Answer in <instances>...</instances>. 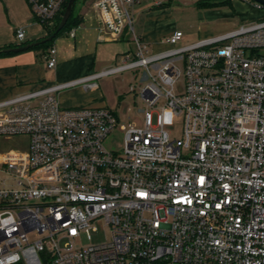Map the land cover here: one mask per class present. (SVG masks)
<instances>
[{
	"label": "built area",
	"instance_id": "1",
	"mask_svg": "<svg viewBox=\"0 0 264 264\" xmlns=\"http://www.w3.org/2000/svg\"><path fill=\"white\" fill-rule=\"evenodd\" d=\"M23 1L45 26L68 3ZM245 1L261 20L181 48L173 47L183 38L175 31L164 40L172 48L154 54L133 32L136 0L91 2L98 40L129 36L135 55L0 103V138H27L26 152L0 154V172L12 181L0 188V264H43L42 257L50 264H264V6ZM24 38L17 28L16 41ZM55 54L48 51V68ZM135 68L147 80L144 125H121L122 148L114 152L104 145L118 124L110 110L64 108L56 93L94 89L100 78ZM181 77L183 92L174 94ZM149 109L159 111L154 125ZM167 110L182 117L181 138L164 130ZM98 220L109 239L80 245Z\"/></svg>",
	"mask_w": 264,
	"mask_h": 264
},
{
	"label": "rangeland",
	"instance_id": "2",
	"mask_svg": "<svg viewBox=\"0 0 264 264\" xmlns=\"http://www.w3.org/2000/svg\"><path fill=\"white\" fill-rule=\"evenodd\" d=\"M137 3L132 8L133 14V30L136 36L141 34L142 30L148 27L145 23L147 12L151 9H156L154 3L156 0H136ZM224 0H167L161 9H166L163 16L162 23L158 24L164 26L167 30H176L183 34L185 38L197 39L201 30H217L225 27L226 25L245 24L248 22H257L261 20L263 13L257 10L253 5L245 0H232L231 6L220 5ZM91 7L89 0H76L74 5V15L79 11L82 4ZM158 9V8H157ZM53 21L50 26H44L45 29L52 28ZM207 24L205 29L200 27ZM157 26L158 29H160ZM43 27V26H42ZM156 27V26H155ZM156 29V28H155ZM63 35L55 38L51 43H48L46 48H39L33 50L32 55L36 61L46 63L45 50L54 49L55 59L59 60V65L62 66L60 71L66 75L74 68L73 64L67 63L71 60L69 52L66 50L63 43L65 41ZM130 46V54L135 53V47L132 42H99L96 47L94 55L91 57L94 65L93 71L100 73L109 67H116L120 63L117 60L113 61L115 53L124 51L126 53ZM172 47V46H171ZM180 47V44L173 46ZM170 48V47H169ZM135 55V54H134ZM86 63V62H85ZM58 65V66H59ZM176 66L181 69V63L178 62ZM57 76L47 75L46 81H56ZM147 83L145 72L143 68H135L123 70L121 72L104 76L96 81L98 93L104 99V102L110 112L115 116L118 121L117 126L111 131L108 138L105 140L104 145L107 149L120 152L122 148L123 131L121 125L128 123L135 124L136 127H143V115L146 109V103L140 96V91ZM76 87V86H75ZM82 87V85H77ZM130 87H134V92H130ZM174 94H181L183 92V79L182 77L172 87ZM163 102L159 103V107ZM152 112L151 121L155 124L157 109H149ZM164 130L168 133L171 140L181 138L183 119L180 116L172 114L167 110L164 116ZM26 138L15 137L0 142V154L9 153L18 149L25 148ZM12 187V181L7 174L0 172V188ZM96 231L91 232V238L88 240L84 235L80 237L79 243L83 246H90L101 244L107 241L110 237L109 229L102 220H98L93 224ZM33 239V238H32Z\"/></svg>",
	"mask_w": 264,
	"mask_h": 264
},
{
	"label": "crops",
	"instance_id": "3",
	"mask_svg": "<svg viewBox=\"0 0 264 264\" xmlns=\"http://www.w3.org/2000/svg\"><path fill=\"white\" fill-rule=\"evenodd\" d=\"M166 1L167 0L162 1L161 6L157 7L158 9L154 4L156 9L149 10L146 15L145 23L148 27L143 29L139 36L134 34L140 42L147 47L149 54L164 52L172 48L170 45L165 43L164 40L176 30H167L164 26L161 27L158 25L162 23V20L165 17L163 15L165 14L166 9H161V7L165 5L164 2ZM74 16L79 22L69 31L62 34L63 37L67 38L65 39L63 46H65L71 58V60L67 63L74 65L72 71L64 75L60 71L62 66L59 65V60L56 61L55 67L48 68L47 53L49 50L45 52L46 63L36 61L31 52L33 50L17 52L10 55H0V103L17 95L36 91L53 85L77 81L84 77L93 75L95 74V71H93L95 67L92 63V60L94 59H91V57L94 55L99 42H122L125 39L130 42L129 36H125L120 41H99L98 37L101 26L98 16L92 7L87 6V4L85 5V3L82 4L81 8ZM157 26H160V29H158ZM239 26H237V24L230 23V25H226L225 27L217 30H201L197 39L185 38L183 36V38L175 46L180 44L179 48H181L193 45L201 40L233 31ZM206 27L207 24H203L200 28L205 29ZM17 28H23L25 32L23 42H27L29 44L37 42L47 35L46 29L33 20L23 0H0V51L10 47H17L19 44L15 39V30ZM71 30H74L75 33L73 38L68 36V33ZM128 47L129 48L126 52H130V46L128 45ZM123 52L124 51L115 53L113 61L116 62L118 60L120 63L122 56L125 54ZM52 74L57 76L56 81H46V76ZM97 87L94 89H84L83 86H76L60 90L56 93V95L59 104L64 108H107L104 99L98 93ZM7 139L11 138H4V140ZM1 140L2 138H0V142ZM26 150L27 138L25 148L18 149V151L26 152Z\"/></svg>",
	"mask_w": 264,
	"mask_h": 264
},
{
	"label": "trees",
	"instance_id": "4",
	"mask_svg": "<svg viewBox=\"0 0 264 264\" xmlns=\"http://www.w3.org/2000/svg\"><path fill=\"white\" fill-rule=\"evenodd\" d=\"M89 1L92 2V1H94V0H89ZM231 1H232V0H224L220 5H228V6H231ZM75 3H76V0H75ZM75 3H74V5H75ZM73 9H74V7H73ZM62 15H63V13H61V16H59V17L56 19V22L53 24L52 28H50V29H49V28L46 29V31H47V35H46V37H48L49 35H51V34L55 31V29L57 28V26H58V24H59V22H60V20H61ZM78 22H79V21H78V19L74 16V13H73V10H72V13H71L69 19L67 20L65 26L59 31V33L56 35L55 38H57L58 36L64 34L66 31H69V30H70L74 25H76ZM41 26H43V28H44L45 25H41ZM44 29H45V28H44ZM46 37H44V38H46ZM44 38H43V39H44ZM55 38H54V39H55ZM54 39H53V40H54ZM40 40H42V39H40ZM40 40H39V41H40ZM53 40H51L50 42H46V43H44V44H39V45H37V46H33V47H31V48H29V49H27V50H25V51L34 50V49H39V48H43V47L46 48L47 45H48V43H51ZM27 44H29V43H27V42H22V43H19V44L17 45V47H19V46H23V45H27ZM10 48H12V47H10ZM46 51H48V50L46 49L45 52H46ZM10 54H13V53H12V52H10V53H0V55H10ZM42 261H43V264H50V262L47 261L44 257H42Z\"/></svg>",
	"mask_w": 264,
	"mask_h": 264
},
{
	"label": "water",
	"instance_id": "5",
	"mask_svg": "<svg viewBox=\"0 0 264 264\" xmlns=\"http://www.w3.org/2000/svg\"><path fill=\"white\" fill-rule=\"evenodd\" d=\"M252 2H255V3H259L261 5L264 6V0H250ZM74 3H75V0H68V3L66 5V8L63 12V15L61 17V20L57 26V28L55 29V31L49 35L48 37L40 40V41H37V42H33V43H30V44H27V45H23V46H19V47H14V48H8V49H3L0 51V53H17V52H22V51H25L33 46H37L39 44H44L46 42H50L51 40H53L56 35L59 33V31L65 26L67 20L69 19L71 13H72V10H73V7H74Z\"/></svg>",
	"mask_w": 264,
	"mask_h": 264
}]
</instances>
